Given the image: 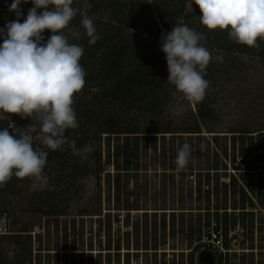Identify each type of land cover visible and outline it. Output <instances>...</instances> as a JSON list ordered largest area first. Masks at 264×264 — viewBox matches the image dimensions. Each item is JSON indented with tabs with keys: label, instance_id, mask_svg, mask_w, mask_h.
<instances>
[{
	"label": "rangeland",
	"instance_id": "rangeland-1",
	"mask_svg": "<svg viewBox=\"0 0 264 264\" xmlns=\"http://www.w3.org/2000/svg\"><path fill=\"white\" fill-rule=\"evenodd\" d=\"M139 1L161 37L172 30V10L181 0ZM187 9L193 11V4ZM90 16L98 36L112 21L109 14ZM76 17L70 26L80 30L81 38L73 42L82 45L88 38L81 15ZM205 35L213 57L224 59L207 66L205 79L211 83L201 103L189 104L168 82L161 115L108 106L94 99L98 88L78 93L105 115L119 111L139 133L100 135L92 129L88 152L75 155V162L45 166L46 186L34 189L30 179H15L13 191L0 195L7 211L0 219V264H187L218 216L226 217L220 229L230 249L223 263L264 264V200L239 193L264 176V57L258 51L227 55ZM146 50L167 80L161 39L149 42ZM203 106L214 109V120L200 118ZM15 116L0 113V119L10 120L9 131H26L31 119ZM195 126L199 132H185ZM162 127L173 132L152 130ZM127 140L138 155L132 170L117 171L109 157ZM185 142L192 156L178 171L175 159Z\"/></svg>",
	"mask_w": 264,
	"mask_h": 264
},
{
	"label": "clouds",
	"instance_id": "clouds-1",
	"mask_svg": "<svg viewBox=\"0 0 264 264\" xmlns=\"http://www.w3.org/2000/svg\"><path fill=\"white\" fill-rule=\"evenodd\" d=\"M22 2L28 0H13L9 12H15L17 19L6 24V31L0 29V113L30 118L32 123L18 137L7 127L0 130V187L15 177L30 179L35 189L46 186L42 183L48 156L44 148L55 151L67 145L73 155L89 151V145L78 149L75 140L65 135L66 130L79 127L73 105L87 74L80 63L84 47L73 42L81 33L70 26L71 21L81 15L90 45L99 36L87 11L92 7L88 0L83 9L74 7V0H31L32 7L21 23ZM193 3L207 30H226L231 41L250 48H258V40H264V0H190L188 6ZM45 30L51 32L46 41ZM205 44V33L183 21L161 37L167 82L192 105L201 103L210 87L205 79L207 66L213 59H224L223 55L213 57ZM34 139L43 148L34 147ZM200 148L204 151L205 145ZM191 156L192 148L185 142L175 159L178 171L189 165Z\"/></svg>",
	"mask_w": 264,
	"mask_h": 264
},
{
	"label": "trees",
	"instance_id": "trees-1",
	"mask_svg": "<svg viewBox=\"0 0 264 264\" xmlns=\"http://www.w3.org/2000/svg\"><path fill=\"white\" fill-rule=\"evenodd\" d=\"M30 1L28 0L27 3L22 2L21 4L23 10V15L20 18L21 23L27 16ZM88 2L92 5L91 9L87 10L89 15L98 13L109 14L112 16V21L105 23L102 33L95 44L90 45L88 39L84 40L82 44L84 54L80 63L87 73L83 90L98 88L99 93L93 96L94 99H99L108 106L122 107L127 105L129 108L141 110L146 115H161L163 112L162 107L166 103L168 83L159 73L157 59L152 57L146 50L149 42L157 43L161 39V34L157 30L155 31L151 25L146 13V7L139 0H88ZM12 3L13 0H0L2 7L0 11V29H5V31L6 24L17 19L15 12H9V7ZM83 3L84 0H74L73 6L83 9ZM189 3L190 0H181L173 8L174 23L183 21L191 27L193 22H196L193 29L197 32L207 33V35L214 38L215 43H218L227 55L258 51L264 57V40H258L260 45L258 48H250L231 41L226 30L209 31L200 23L199 16L201 12L199 7L193 3L194 10L189 11L187 9ZM71 24H74V19ZM50 35L51 32L45 30L43 33L45 41ZM0 43H3L2 36H0ZM73 107L77 114L79 127L74 130H66L65 135L67 139L75 140L77 148L88 145L91 140L90 132L92 129L98 130L100 135L108 133L114 135L126 134V136H129V134L139 133L133 126L129 127L126 125L119 111H111L108 115H105L97 108L91 106L89 102H86L85 98L81 100L78 94L75 96ZM198 114L204 120H214L216 118L215 111L210 106L201 107ZM14 119L22 118L17 115ZM22 120L27 121L28 119ZM9 125L10 120L0 119V130L8 128ZM158 129L161 130L159 132H173L169 131L170 127L153 128L152 130ZM199 130L198 126L186 127L185 132L197 133ZM11 132L18 137L22 130ZM39 146V142H34V147ZM43 150L48 152L46 166L55 162H75V155L72 154V150L67 145L55 151L50 149ZM137 155L138 153L133 150L127 140L123 145H119L114 153L110 154L109 158L112 161L109 162L114 165L117 171H130L133 169ZM74 169H76L75 165ZM261 169V173H263L264 167ZM15 179L17 178L13 177L6 186L0 187V195L5 191H13ZM231 182L233 185L237 181L232 177ZM117 184L118 190H120L119 181H117ZM239 193L247 198H249V193L256 195L257 200L263 202L264 176L261 175V178L255 182L254 180L249 181L247 190L241 189ZM6 212L0 202V219ZM224 221H226V217L220 219L218 216L215 228L217 230L220 229V224ZM14 237L16 242L19 243V236ZM226 246L228 249V244ZM197 248L200 250L201 245H197ZM195 259L196 254L194 252L190 255L188 263L195 264ZM223 261V255H219L217 264H224Z\"/></svg>",
	"mask_w": 264,
	"mask_h": 264
},
{
	"label": "built area",
	"instance_id": "built-area-1",
	"mask_svg": "<svg viewBox=\"0 0 264 264\" xmlns=\"http://www.w3.org/2000/svg\"><path fill=\"white\" fill-rule=\"evenodd\" d=\"M202 244H203L202 248L199 250L198 254L196 255L195 264H200L198 257L201 251L207 250L213 252L216 257V264L219 255L225 256L227 255V252L230 251L229 248L227 249L225 247L222 229L217 230L215 226H213L210 231L203 234ZM132 264H139V263L132 262ZM187 264L189 263L187 262Z\"/></svg>",
	"mask_w": 264,
	"mask_h": 264
},
{
	"label": "water",
	"instance_id": "water-1",
	"mask_svg": "<svg viewBox=\"0 0 264 264\" xmlns=\"http://www.w3.org/2000/svg\"><path fill=\"white\" fill-rule=\"evenodd\" d=\"M198 258L200 264H216V257L211 251H201Z\"/></svg>",
	"mask_w": 264,
	"mask_h": 264
}]
</instances>
